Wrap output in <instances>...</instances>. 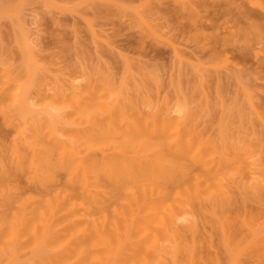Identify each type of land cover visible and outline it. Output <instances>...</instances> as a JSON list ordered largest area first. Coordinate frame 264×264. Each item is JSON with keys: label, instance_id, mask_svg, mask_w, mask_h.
<instances>
[{"label": "rangeland", "instance_id": "1", "mask_svg": "<svg viewBox=\"0 0 264 264\" xmlns=\"http://www.w3.org/2000/svg\"><path fill=\"white\" fill-rule=\"evenodd\" d=\"M0 264H264V0H0Z\"/></svg>", "mask_w": 264, "mask_h": 264}, {"label": "bare ground", "instance_id": "2", "mask_svg": "<svg viewBox=\"0 0 264 264\" xmlns=\"http://www.w3.org/2000/svg\"><path fill=\"white\" fill-rule=\"evenodd\" d=\"M113 118V117H112ZM123 119L121 118V121H122ZM110 121V120H109ZM112 121H113V119H112ZM112 123V122H111ZM110 124V123H109ZM122 125L125 127V129L127 130V131H133V125H131L130 123H128V124H126L125 122H122ZM110 127H111V125H110ZM166 127V125L164 124L163 125V128H165ZM127 143V142H126ZM175 145H176V150L177 151H181V149H182V146H181V144H180V142H179V138H178V136H176V138H175ZM33 150H35V149H33ZM63 154L64 155H66V154H73V150L71 149V148H68V147H63ZM123 155V159L125 160V163H126V160H128V161H130V159L133 157V156H130V158L129 159H127L128 157L125 155V154H122ZM125 155V156H124ZM132 161H133V158L131 159ZM123 163V166H124V162H122ZM84 164H82L81 165V163H80V166H83ZM106 165L108 166V168L106 167V169L107 170H109V172H112L111 170H110V167H111V165H110V163H106ZM127 165V168H128V171L130 170L129 168H131L130 167V164L129 163H127L126 164ZM129 165V166H128ZM86 166L84 165V167H82L83 169L85 168ZM124 167H126V166H124ZM87 168V167H86ZM85 168V169H86ZM85 169H84V172H83V182H84V180H85V183H87V175H86V172L87 171H85ZM86 176H85V175ZM87 178V179H86ZM85 185V184H84ZM88 185V183L86 184V188L84 187L83 188V190H86L87 189V187L89 186H87ZM88 190V189H87ZM160 204H161V201L160 200H157L155 203H153V201H150V202H148V203H146L145 205H148V207L150 206V208H151V212H148L147 214H145L144 215V217L146 218V219H148V221H149V219H151L154 215H155V211H156V209H157V206H160ZM133 218V217H132ZM133 220V219H132ZM79 259H80V257H79ZM77 263H79V260H77Z\"/></svg>", "mask_w": 264, "mask_h": 264}]
</instances>
